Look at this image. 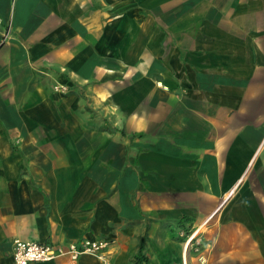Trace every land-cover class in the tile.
Masks as SVG:
<instances>
[{"label": "crops", "instance_id": "0c3cea01", "mask_svg": "<svg viewBox=\"0 0 264 264\" xmlns=\"http://www.w3.org/2000/svg\"><path fill=\"white\" fill-rule=\"evenodd\" d=\"M84 237L264 264V0H0V264Z\"/></svg>", "mask_w": 264, "mask_h": 264}, {"label": "built area", "instance_id": "2783aa9c", "mask_svg": "<svg viewBox=\"0 0 264 264\" xmlns=\"http://www.w3.org/2000/svg\"><path fill=\"white\" fill-rule=\"evenodd\" d=\"M63 85H55L54 88L61 90ZM64 88V87H63ZM196 229L186 234L184 245L198 249L199 240L196 237ZM109 239L106 237L81 238L78 241L65 243L26 241L19 238L13 241L12 259L15 264H29L53 260L61 255L77 258L81 254L90 253L96 256L99 264H112L109 252ZM181 264H186L183 257Z\"/></svg>", "mask_w": 264, "mask_h": 264}, {"label": "rangeland", "instance_id": "374dc122", "mask_svg": "<svg viewBox=\"0 0 264 264\" xmlns=\"http://www.w3.org/2000/svg\"><path fill=\"white\" fill-rule=\"evenodd\" d=\"M55 85H60V86L63 85V86H62V88H60L61 90H57V89L54 88ZM52 88H53L54 91H56L58 93H61V94H66V93L70 92V86H68V84H66V83H64V84H57L56 83V84L52 85ZM101 126H105V123H102Z\"/></svg>", "mask_w": 264, "mask_h": 264}, {"label": "trees", "instance_id": "16d2710c", "mask_svg": "<svg viewBox=\"0 0 264 264\" xmlns=\"http://www.w3.org/2000/svg\"><path fill=\"white\" fill-rule=\"evenodd\" d=\"M136 258H138V257H136Z\"/></svg>", "mask_w": 264, "mask_h": 264}]
</instances>
